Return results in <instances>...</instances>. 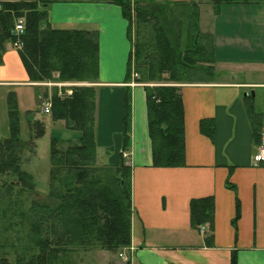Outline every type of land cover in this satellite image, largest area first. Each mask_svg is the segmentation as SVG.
I'll list each match as a JSON object with an SVG mask.
<instances>
[{
    "label": "crops",
    "instance_id": "obj_1",
    "mask_svg": "<svg viewBox=\"0 0 264 264\" xmlns=\"http://www.w3.org/2000/svg\"><path fill=\"white\" fill-rule=\"evenodd\" d=\"M37 1L47 4L50 27L98 31L100 74L91 85L96 88L99 165L118 164L124 153L119 133L128 97L125 159L132 168L133 214L131 259L125 263L230 264L236 252L237 264H264V163L253 161L264 132V0H194L201 31L214 38L215 74L204 82L179 84L186 164L178 167L153 165L146 89L126 78L133 45L122 7L113 0ZM52 85L60 87L59 92H72L71 83ZM2 86H33L47 92L46 84L30 81L18 49L10 44L0 64ZM103 103L118 124V161L106 162L111 142L101 136V117H107L101 113ZM248 105L258 113L253 121ZM207 118L215 123L213 137L200 127ZM58 121L68 127L65 120ZM206 196L214 197L215 218L212 227L204 223L208 228L202 233L192 226L191 201ZM238 204L240 216L234 223Z\"/></svg>",
    "mask_w": 264,
    "mask_h": 264
},
{
    "label": "trees",
    "instance_id": "obj_2",
    "mask_svg": "<svg viewBox=\"0 0 264 264\" xmlns=\"http://www.w3.org/2000/svg\"><path fill=\"white\" fill-rule=\"evenodd\" d=\"M113 1L122 7L129 22L133 45L127 82L133 81L136 73L138 83H162L145 86L153 165L183 166L185 121L179 84L214 77V38L201 31L199 5L194 0ZM20 17L24 19L25 34L18 52L31 82H50L56 79V72L60 81L98 82V31L48 26L47 4L37 0H0V64L8 44L16 40L13 31ZM54 88L52 118L65 120L81 136L76 142L52 138L49 193L46 200H33L29 208L35 215L27 233L30 246L14 253L16 257L12 259L10 252L2 251L4 245L0 241V264H77L68 258L78 248L117 251L132 243V168L122 153L118 164L97 163L95 86H75L72 94L63 95L57 86ZM44 95L47 97V92ZM8 101L11 135L0 140V174L11 176L12 180L4 184L3 192L0 187V222L13 212V223L15 214L26 215L19 206L25 201L23 197L36 190V182L33 174L22 167L21 154L29 140L20 136L14 91L9 93ZM125 102L124 150L130 137L127 96ZM248 114L252 121L258 115L251 105ZM200 124L204 134L215 135L212 119H203ZM35 125L39 127L36 136L42 135L44 123L37 121ZM15 185L20 187L18 200L13 199ZM3 203L7 206L3 207ZM239 216L238 204L234 223ZM214 218L213 196L191 201L193 227L200 228L206 222L212 227ZM230 264H237L236 252Z\"/></svg>",
    "mask_w": 264,
    "mask_h": 264
},
{
    "label": "rangeland",
    "instance_id": "obj_3",
    "mask_svg": "<svg viewBox=\"0 0 264 264\" xmlns=\"http://www.w3.org/2000/svg\"><path fill=\"white\" fill-rule=\"evenodd\" d=\"M20 18H17L16 22ZM133 35L135 39V31L133 32ZM55 77L56 79L50 82H40V84H46L48 96H51L55 92L54 87H56L57 85L52 84L71 83L73 85H70L68 88L72 90V94L75 86H92L91 84L95 83L74 80L60 81L57 79V72L55 73ZM136 77L137 74L134 73L133 81L135 83H138L135 81ZM140 84L145 87L146 85L152 86L159 85L162 83L150 82ZM11 91L15 92L17 110L19 113L20 136L24 140H29L28 145L25 147L23 153L21 154L22 167L23 169L33 174L36 182V190L34 192H31L30 194L28 193L25 197H23L25 201L19 206V208H21L20 210L26 212V215L23 216L17 213L12 218L13 223H10V218L13 216V212H10V214L7 217H3L0 222V241L4 245L2 251L10 252L9 256L14 259L16 257L14 253H21L22 249L26 248L28 245L30 246V240L27 233L31 229V221L35 220V215H32L29 209L31 207V203L33 202V200H46L49 193L52 138L55 137L62 141L72 140L73 142H76L80 137L81 133L78 130L73 129L75 130L73 131L71 128L65 127L61 121L54 120L51 114H45L41 110V108H43L44 99L48 97L44 95V88H38L33 86H2L0 87V140H4L10 137L11 135L8 101L9 93ZM109 109L110 106L107 103L106 105L103 103L101 107V113L105 112L107 117L106 119L101 117V136L102 138H108V141L111 142V145L108 148L110 157L108 156V158H106V162H113L118 161V158H120L119 149L117 148L118 142L115 138L116 132L114 130V128L118 126V124L116 125L114 118L109 117ZM122 114L123 110L119 114L120 117L122 116ZM37 121H41L44 123V132L42 135L38 136H36V132L39 127L35 125V122ZM119 134L121 137L123 136L122 131ZM114 154L115 156L112 157ZM124 154H127L125 150L123 155ZM125 155L124 157H128V155ZM102 159L103 158H99L98 160L101 161ZM11 180V176L0 174V187L2 186V192L4 191V187L6 186L4 184L9 183ZM19 188V185L14 186L13 199L18 200V198H21V195H19L18 193ZM2 206L6 207L7 205L3 203ZM129 250V247H125L117 251H109L100 247L91 249L78 248L76 251L69 255L68 259L71 262L77 264H127L125 263V260H123V258L120 256V253L122 252L125 253L127 256H130ZM127 261L130 262V259Z\"/></svg>",
    "mask_w": 264,
    "mask_h": 264
},
{
    "label": "built area",
    "instance_id": "obj_4",
    "mask_svg": "<svg viewBox=\"0 0 264 264\" xmlns=\"http://www.w3.org/2000/svg\"><path fill=\"white\" fill-rule=\"evenodd\" d=\"M13 33L16 35V40H14L12 43H10L11 47H13L15 49L22 48L23 45H24L23 40H22V36L25 34V23H24V19L23 18H20V19L17 20ZM57 84L62 85L63 83H57ZM70 93L71 92H66V94H70ZM59 94L63 95L65 93L59 92ZM43 111L45 113H47V114L52 112V99H51V96H48L46 99H44V101H43ZM253 161H254V163L256 165H258L260 163H264V132L262 133L261 143L259 144V146L257 148V151L255 152V154L253 156ZM207 228H208V225L204 224V225H202L200 227V230H201L202 233H205ZM120 256L126 261L131 259L130 256H127L125 253H122V252L120 253Z\"/></svg>",
    "mask_w": 264,
    "mask_h": 264
}]
</instances>
